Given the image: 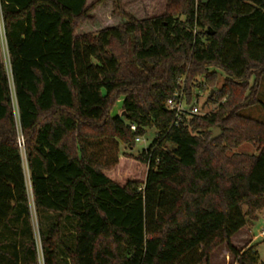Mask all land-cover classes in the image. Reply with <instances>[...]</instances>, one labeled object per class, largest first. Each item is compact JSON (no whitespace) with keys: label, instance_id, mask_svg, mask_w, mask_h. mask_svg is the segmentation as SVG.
Segmentation results:
<instances>
[{"label":"trees","instance_id":"obj_1","mask_svg":"<svg viewBox=\"0 0 264 264\" xmlns=\"http://www.w3.org/2000/svg\"><path fill=\"white\" fill-rule=\"evenodd\" d=\"M88 9L0 0V264H208L223 243L236 264H263L230 238L264 207V122L239 114L264 110V0H168L76 35ZM183 84L187 103L216 87L217 110L175 124L167 99ZM243 143L257 153L231 152Z\"/></svg>","mask_w":264,"mask_h":264},{"label":"rangeland","instance_id":"obj_2","mask_svg":"<svg viewBox=\"0 0 264 264\" xmlns=\"http://www.w3.org/2000/svg\"><path fill=\"white\" fill-rule=\"evenodd\" d=\"M168 0H119V4L116 5L115 0H86V6L89 7L87 16L83 20H81L77 27L75 28V34L81 35L84 33H94L99 31L100 29L116 26L124 21H126L129 17L135 19H143L155 17L166 11ZM118 6V8H117ZM0 54L5 66L8 67V56L6 51V45L4 42L3 31H2V22L0 15ZM223 79V75L220 76V80ZM197 80L202 82V79L199 77ZM252 78L250 79V85H252ZM184 87V84H183ZM216 88V87H215ZM213 87H205L201 91H193L197 94V97H194L192 102L187 103L186 96L184 98V102L187 104L186 107L191 105H196L199 108V112L201 114H205L208 112L216 111L218 108V104L214 103V96L216 94V90ZM248 94V93H246ZM185 95V91H184ZM257 98L264 105V77L260 80L259 86L257 89ZM121 100V99H120ZM120 100L116 102L112 113L116 112L120 108ZM239 114L244 117H249L255 119L257 121L264 122V110L259 104H254L249 107H245L239 111ZM215 129V128H214ZM213 130V129H212ZM155 130L154 128H149L146 130V134L141 138L140 141H137L135 147L133 149H129V151L133 156H136L141 150L145 149L152 139L154 138ZM221 136H218V138ZM17 142L19 146L22 148L24 144V139L21 135L18 136ZM121 152L124 151L123 144H120ZM231 152L237 153H248L255 154L257 153L256 147L251 143H243L240 146L231 150ZM24 161V169H25V177L28 184V170L25 164V157L23 155ZM146 169V166H145ZM143 168V171H145ZM29 185V184H28ZM29 188V205L31 211L32 225L34 235L37 241L39 255H41L40 247H39V236H38V217L34 209L33 199L31 196L30 187ZM246 206L243 207V211L246 212ZM254 216H256L254 218ZM42 225L49 226L51 222L54 220V216L50 213H44L42 216ZM68 226L66 233H69ZM242 233H238L235 236L234 243L238 245L237 247H241L247 245L249 239L250 244H254L258 251L259 260L264 264V237L260 235V233L264 232V207L254 212L252 215L246 216V226L244 227ZM247 231L245 234L244 232ZM226 250V252H225ZM229 254V257L226 258L225 254ZM228 260V261H227ZM203 264V263H201ZM208 264H236L232 255L228 252L226 245L220 244L210 255Z\"/></svg>","mask_w":264,"mask_h":264},{"label":"built area","instance_id":"obj_3","mask_svg":"<svg viewBox=\"0 0 264 264\" xmlns=\"http://www.w3.org/2000/svg\"><path fill=\"white\" fill-rule=\"evenodd\" d=\"M184 87L182 86L180 90H177L172 97L167 99V106L170 110L174 112L175 124L180 120L182 113L189 112L193 114L200 113L199 108L194 104L191 106H187L184 102ZM131 129H134V126L131 125ZM141 138L136 137V141H140ZM261 236L264 237V232L260 233Z\"/></svg>","mask_w":264,"mask_h":264},{"label":"crops","instance_id":"obj_4","mask_svg":"<svg viewBox=\"0 0 264 264\" xmlns=\"http://www.w3.org/2000/svg\"><path fill=\"white\" fill-rule=\"evenodd\" d=\"M245 226H246V224H245L243 227H241L237 232H235V233L231 236V238H230L231 243H232L235 247L238 246V245H236V244L234 243V241H235V236L238 235V233H242V232H240V231H242L243 229H245V228H244ZM246 232H247V231H245L244 234H245ZM250 241H251V240L249 239L247 245L250 244ZM244 246H245V245H244ZM244 246L237 247V248H242V247H244ZM225 252H226V250H225ZM224 256H226V258H227V257H229V254L226 253ZM227 261H228V260H227Z\"/></svg>","mask_w":264,"mask_h":264},{"label":"water","instance_id":"obj_5","mask_svg":"<svg viewBox=\"0 0 264 264\" xmlns=\"http://www.w3.org/2000/svg\"><path fill=\"white\" fill-rule=\"evenodd\" d=\"M202 1L205 2L206 0H202ZM220 133H221V130L219 128L213 129L210 140H214L215 138H217L220 135Z\"/></svg>","mask_w":264,"mask_h":264}]
</instances>
